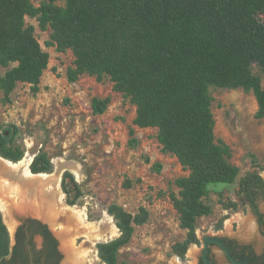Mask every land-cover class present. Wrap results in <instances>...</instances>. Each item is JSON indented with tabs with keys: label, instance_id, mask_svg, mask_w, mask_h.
<instances>
[{
	"label": "trees",
	"instance_id": "trees-1",
	"mask_svg": "<svg viewBox=\"0 0 264 264\" xmlns=\"http://www.w3.org/2000/svg\"><path fill=\"white\" fill-rule=\"evenodd\" d=\"M37 1L0 0V70L7 68L0 71V89L5 95L19 82L30 84L34 93L39 90L49 52L42 48L34 25L25 23L26 16L36 17L41 29H52L47 45L72 51L69 81L86 73L98 80L108 77L113 89L135 105L134 124L156 128L163 150L173 153L187 171L175 181L178 194H171L180 226L187 230L186 237L173 244L175 254L183 258L190 244L200 242L198 220L212 213L207 198L219 183L238 182V194L259 213L264 177L257 169L240 176V167L231 161L230 145L216 135L210 87L252 91L256 116L264 117L262 77L253 68L257 65L264 72V0ZM109 102L110 97H94L92 108L102 113ZM8 131L0 133V155L19 161L24 151ZM30 167L33 172H51L53 163L39 151ZM67 179L78 189L69 171L64 172L63 187ZM227 205L237 208L233 201ZM107 210L120 234L98 242V253L107 264H119L120 248L136 226L148 220L149 211L143 207L132 213L118 204ZM0 263L27 264L11 246L1 211Z\"/></svg>",
	"mask_w": 264,
	"mask_h": 264
},
{
	"label": "rangeland",
	"instance_id": "rangeland-1",
	"mask_svg": "<svg viewBox=\"0 0 264 264\" xmlns=\"http://www.w3.org/2000/svg\"><path fill=\"white\" fill-rule=\"evenodd\" d=\"M57 4L65 5V1L58 0ZM25 23L34 25L37 39L49 52V63L36 93L24 82H19L8 96L0 89V133L9 130L14 135L13 143L24 151L20 160H29V166L39 151L50 157L51 173H56L58 161L77 164L78 173L68 167L61 172V178L65 171L71 172L79 185L76 189L67 179L63 187L60 178L58 189L63 201L83 209L88 221L99 223L105 216L112 219L111 232L96 240L87 264H107L99 256L97 243L120 234L107 210L111 204L132 213L143 207L149 211L148 220L137 225L130 241L120 248L119 264H191L200 254L203 237L212 234L250 241L258 251L264 247L256 219L238 194V182L219 183L207 198L212 213L198 220L196 234L201 241L190 244L183 258L175 254L172 246L186 237L187 230L180 226L171 194H178L175 181L187 171L173 153L163 150L156 128L134 124L135 105L113 89L108 77L98 80L86 73L69 81L72 51L47 45L52 29H41L36 17L26 16ZM253 68L261 75L264 86V72L257 65ZM6 70L2 67L0 71ZM210 94L216 135L230 145L231 161L240 167V176L257 169L264 177V117L256 116L258 104L253 92L242 87L211 86ZM94 97H110L102 113L94 112ZM133 138L136 143H131ZM78 191L80 195L76 197ZM72 200L74 204L70 203ZM230 201L237 203L236 209L227 205ZM258 204L264 213V200L258 199ZM3 218L8 228L15 231L16 224L9 225L4 214ZM45 221L56 235L59 229L55 227L63 226L62 220ZM77 237L76 247L85 239L81 237L77 242ZM36 240L39 245L40 240ZM213 252L217 261L224 264L215 247ZM64 261L65 254L60 264Z\"/></svg>",
	"mask_w": 264,
	"mask_h": 264
},
{
	"label": "bare ground",
	"instance_id": "bare-ground-1",
	"mask_svg": "<svg viewBox=\"0 0 264 264\" xmlns=\"http://www.w3.org/2000/svg\"><path fill=\"white\" fill-rule=\"evenodd\" d=\"M66 167L78 173L77 164L58 161L56 173L34 174L29 160L10 162L0 156V210L9 225L16 213L37 215L55 223L62 220L63 228L57 236L65 254L64 264H87L96 240L111 232L112 219L105 216L99 223L88 221L83 209L63 201L58 185ZM76 235L85 238L77 247Z\"/></svg>",
	"mask_w": 264,
	"mask_h": 264
},
{
	"label": "flooded vegetation",
	"instance_id": "flooded-vegetation-1",
	"mask_svg": "<svg viewBox=\"0 0 264 264\" xmlns=\"http://www.w3.org/2000/svg\"><path fill=\"white\" fill-rule=\"evenodd\" d=\"M41 172L51 173L52 171L51 172L39 171L33 173H41ZM62 180H63V176L61 178V186H62ZM258 199L261 198L260 197L257 198V203H258ZM242 202L250 207L253 216L256 219L260 232L264 237V223H263L264 213L261 211L259 204H258L259 213H257L252 208V206L245 199H243V197H242ZM45 220L46 219H43L37 215L32 216V214L16 213L15 215L13 222L16 224V228L14 231V240L13 242L11 241V246H14L16 248L18 253L21 255V258L27 261V264H60L62 261L64 252L60 248V239L58 238L54 230L51 228L49 223L46 222ZM60 228L61 230L63 228V226L61 227L60 224L55 227V229H59V230ZM208 236L209 238L210 237L221 238L222 241L227 245L231 255L238 261H244L250 264H264V247L260 251H258L254 247L252 242L240 240L237 237H230L219 234H212ZM37 237L40 238L39 245L36 240ZM77 238H78L77 242H79L81 237L79 236ZM203 241L204 239H202V242ZM193 244H197V243H193ZM214 247L223 258L224 264H233L225 254L224 250L220 247V245L216 242L211 241L209 243V257L214 264H220L215 258L216 254H214L213 252ZM191 264H205V262L201 257V251L196 261L194 263L191 262Z\"/></svg>",
	"mask_w": 264,
	"mask_h": 264
},
{
	"label": "water",
	"instance_id": "water-1",
	"mask_svg": "<svg viewBox=\"0 0 264 264\" xmlns=\"http://www.w3.org/2000/svg\"><path fill=\"white\" fill-rule=\"evenodd\" d=\"M1 157L4 158L7 161L15 162V161H12L11 159L5 158L3 156H1ZM41 173H44V172H41ZM41 173H34V174H41ZM9 231H10V235H11V241L13 242V240H14V230H11L9 228ZM37 238L40 240L39 237H37ZM203 239H204V241H203V248L201 250V257H202L203 261L205 262V264H214L213 261L209 257V243L211 241L212 242H216V243H218L220 245V247L224 250L225 254L227 255V257L230 259V261L233 264H250L248 262L238 261L237 259H235L231 255L227 245L222 241L221 238H219V237H212V238L210 237L209 238V236L206 235V236L203 237ZM0 264H10V263H0Z\"/></svg>",
	"mask_w": 264,
	"mask_h": 264
}]
</instances>
